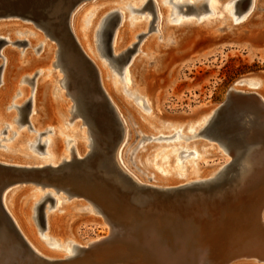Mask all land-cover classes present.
Here are the masks:
<instances>
[{"label":"rangeland","instance_id":"rangeland-1","mask_svg":"<svg viewBox=\"0 0 264 264\" xmlns=\"http://www.w3.org/2000/svg\"><path fill=\"white\" fill-rule=\"evenodd\" d=\"M46 1L48 0H0V14L9 12L25 13L27 11H40L44 9ZM102 1L105 2L99 5V3ZM176 1L177 0H170L169 2L168 0H153L151 4H145L143 0H92V3L90 2V4H88L89 1L84 2L85 6L86 4H88L87 7L83 10H80L79 12L78 10H76V13H73L72 17L75 18H73L75 24L74 30H77L78 36L85 45L86 52L89 53V55L97 62L98 68L103 72L105 81H108L110 83V86L115 95L122 97L125 105L129 106V110H134L140 121L145 123L149 127L156 125V128H152L151 130V132L155 133L156 135L163 134L164 136H169L173 133V131L183 128V138H181L179 142H169L173 140L172 137V139H166L164 142L151 143L152 148L147 153V157H150L149 160L153 161V163H162V165H164L163 161L166 160V164L171 167H175L177 163L179 164L177 156L179 150L175 151V149H170V147L179 146L189 150L196 149L198 153L196 159L193 160L189 156L185 160H182V163L180 165L181 168L179 166L176 168V171H179L180 174H185V171H191L194 168V170L204 169L205 171L211 168L213 169L215 165L221 164L223 161L229 159L224 149L218 146L216 142L208 140L207 138H202L204 137L203 135L205 132V129L202 128L203 122H200L198 124V120H190L192 119L191 117L195 116L196 114L204 112L205 110L215 105H219L221 104V102H224L229 87L238 79L258 75L264 77V35L258 40H250L245 34L247 33V31H250V29H254V31L258 32L264 29V9L256 11L255 17H253L255 13L251 15L250 19L248 17L247 19H249V22L245 24V26H239L243 24V20L234 23L232 21L233 16H231L229 14V11L225 9H223L220 14L214 13L212 7L209 6L208 3V1L210 0H195L196 3L194 0H185L184 2H182L180 10L177 7L173 8L172 2ZM188 1L193 5H191V8L187 9L186 6L188 5ZM212 1L221 3L224 0H211L210 3ZM250 1L252 2V0L239 1L236 6H234V16L241 17V15L249 8L248 6L251 3ZM197 2H200V4L198 5ZM259 2L264 3V0H258V3ZM84 4H81L80 6ZM196 6L198 8H196ZM130 8L138 9L139 12H133ZM150 8L154 12V17L151 13ZM175 8H177V10ZM99 9L104 10L103 15L110 14L111 12H116L114 15H109V17L106 18V21L112 20L113 23L109 31V45L111 49L112 36L114 37L113 34H115L114 32H116V28L118 31H126V33H129L131 37L128 44H125L124 47L121 48L116 54L112 53L111 51L113 56L119 55L120 57L118 58L122 59V62L117 68H113L109 64V57L102 56L97 45L98 35L96 32L93 33L91 39L92 50L90 49L89 43L86 38L89 25L88 23H90L88 21H90V19ZM211 10L213 13L210 12ZM175 11L177 12L176 14L174 13ZM182 11H184L185 13L182 14ZM131 12L133 13V15L131 14ZM88 15H90L89 20H87L86 18ZM30 21H21L16 18H0V34L3 32V30L15 29L13 32H8L7 34L0 36V38L3 40L0 41V71L2 72V64L4 62L3 56L1 55V51L3 48H10L13 51V57H15L9 69V75L12 77L10 85L12 86L11 89H9V92H6L4 94L5 98L3 99L2 106L5 107L3 111L1 110V113L3 112V115L6 116L7 113H10L12 114V117L14 116V118L11 117L12 119L11 122H9L10 124H7V122L0 120V131L4 130L5 126H8L6 133L0 134V139L9 138L12 136V131H17V134L12 139H10L9 142H6V140H2V142L0 143L1 145L6 144L5 147L9 148L11 147V143L13 142V140L19 137L20 133H25L27 136L26 140L30 138L32 141L30 140L29 142L35 143L38 133H43L40 136V142L42 143L46 138H52V136L55 134H53V131H56V135L61 141V148L63 149L64 154L69 156L70 151H68V149L72 145L75 146V143L77 142H86L85 145L88 143V134L85 130L86 127L80 125L79 127H77L75 125L76 123H81V118L70 121V115H72L71 106L73 102L65 94V89L61 85L60 78L62 76V73L59 72V69L55 66V54L52 57L51 55H49V52L45 53V51L42 50V45H40V43H43L46 44L47 48L52 46V49H56V42L50 41L48 40V38H45L42 31L35 28ZM13 23H15L16 25L14 26ZM140 24L143 27L135 29V27ZM213 24L218 29L223 30V32L218 31V34L204 35L199 33L198 31H195V27L198 28L208 25L212 26ZM170 25L173 27L171 28L172 30L170 29ZM117 26H119V28ZM167 26H170L169 29L172 32V37L176 36V41L175 39L168 43H165V41H163L165 38L164 28H168ZM229 26H231V28L233 29H236L237 31L235 33L230 32L229 29L226 28ZM58 27L59 25L56 24V28ZM16 29H20V31H16ZM173 30L175 31V33H173ZM59 32L63 33L64 30H59ZM59 32L55 31V34L59 35ZM30 33L35 34H33V36ZM120 33L121 32H119L118 35L119 40H121ZM150 35H152L156 39V46L160 50L157 53L152 54H150L148 50L145 51L146 53H144L143 51H139L142 43L143 50L145 46L144 42L147 38H153ZM162 37H164L163 40ZM30 40L34 42L33 46L31 48H27V44L29 45ZM119 40L117 44H119ZM71 44L73 43L71 42ZM33 48H35L34 51ZM29 49L31 50L32 55L30 56L29 60H27L25 58V51ZM51 57L53 58V60H51V64L49 65L50 68H48L47 71L45 70L41 72L37 70L41 67L46 68ZM134 57H138L139 60L140 58H143L140 73L146 75L145 77H147V82H153L156 88H158L157 98L160 104L159 113L161 114V116L156 114V119L153 117V115L155 116L153 111V113H150L146 110V106H148L147 102L138 92L137 86L134 85V82L131 79V74L130 84H125V76L123 79V74H125L126 68L131 70V64L129 63L131 60L135 59ZM153 59L158 62V65L157 63L156 65L153 63L149 64L150 61H153ZM37 82L38 87H36L35 91L39 93L38 96L40 100L39 105L41 108V121L42 123H44V126L37 131L29 129V125H31V127L33 128L30 119V110L29 114L27 113L28 122H25L22 128H18L19 126L15 122V119L18 117V111L14 108L7 109V107L11 103L14 104V102H16L17 105H22L28 100V98L30 99V95H32ZM123 83L128 86V90L137 92L135 93V95H137L136 99H134L135 95L131 96L129 95V93H125L124 89L127 87L123 85ZM246 83H243V85L241 84L239 86L237 85L236 88L250 91L256 90L255 87L245 85ZM22 90H27V96L24 97L22 103H18L20 102V94L18 92ZM59 96L62 98H60ZM63 100L66 101L65 104ZM242 100H244V102H235V104H237V106L241 108L248 107L249 109L256 110L255 106L253 105V103H255L254 98L245 97ZM30 101L32 100L30 99ZM66 103H68V105H66ZM139 106H141V108ZM60 109L61 112L62 110L66 111L65 116H62L64 114L59 111ZM107 111L108 110L103 107L101 109L97 108L95 119L101 133L105 134L106 136L108 135L107 138H110V140H108L113 145L118 142V146L116 148V150L118 151L120 145H122L124 132H122L121 135L118 126L115 125V120L111 112ZM125 112L126 111L122 110V115H124L123 117L127 122L126 116L128 114V111L127 113ZM36 116L37 115H35V118ZM159 117L161 120H158ZM167 120L179 121L181 123L179 125H167V127L165 126L166 124L163 123ZM73 121H75V124L72 125ZM111 123H113L114 126H111ZM190 129H194L193 134H197L200 129L202 131L198 133V135L192 136L193 134L189 132ZM82 132L85 136V139H81L78 137V135L80 133L82 134ZM248 136L250 140H260L261 138V140L259 141V146H264L263 128H261L260 130L255 129L252 134ZM68 140H70V142L67 143ZM166 141L169 143L166 144ZM196 142H199L198 147L195 146ZM19 145L20 146H18L19 150L17 151V153H13L18 154L19 156L16 157L19 158L24 157L25 154L38 155L37 152L43 153L45 152L46 146L44 145L43 149H36L37 152H34L32 150V147H28L26 143L20 142ZM4 149H1L0 152H4ZM153 152L154 155H152ZM181 155L182 154H179V157H182ZM116 156L117 152L114 154V158L117 162ZM8 162L15 163L12 160ZM23 162H25V160H23L22 163ZM17 163H21V161ZM39 172H36L34 175L27 176L28 179L12 183L8 187H6L5 192L9 194L11 191L14 192L16 190H25L29 188L28 190L30 191V193L28 194V196L21 199L22 204L19 203V205L21 206V209H23L27 203L37 201L36 205H39V207L37 208L36 205L35 207L33 206L34 208L32 207L33 209L30 210V212L32 226L34 228L36 237L41 243H45L46 241V238H44L45 233H47V231L45 230L47 226L46 215L55 216L57 218V221L61 218L60 223H63L68 219L73 220V224L71 227L73 233L76 232L81 237V239L86 240L90 237H103L106 234L107 229L95 223H93V229L90 230L89 224L91 223V221L89 219V215H87L86 213L80 214L79 212H77L79 211V207H76L75 203L70 204L71 199L67 198L64 194L58 196L57 194L52 195L51 198L53 201L43 196V193L50 191V193L52 194L54 190L49 187L41 188L40 185L37 184L39 182L38 179H41L40 176H43L44 171ZM187 179L192 180L196 179V177L193 174V176H188ZM55 182L57 183L59 182V180L56 179ZM84 182L81 177L80 179H76L74 178V176H69L67 177L66 184L71 185L70 187L72 188L73 193L76 192V190H79L81 187L86 190L89 188L94 189L93 186L95 183L91 184V182H89L87 184ZM184 182L185 181H180L179 183ZM18 183H20L21 185ZM149 183L151 185H156V183H153V181L148 182L146 185L150 186ZM158 185L164 188H167L166 186L169 187V184L157 183V186ZM245 189L240 193L235 194L231 191V188H227V191H221V195H213L205 190V188H201L189 191V194H183L184 196H182V193L176 192L169 194V196L167 197L149 192L146 195H142L148 199V204L145 206V211L139 212L137 211V208H134L137 214L136 216H131L129 212L126 213L128 209L125 208L124 203H113L107 199L106 195L108 196V187L98 186L96 188L97 194L95 196L96 206L104 213V215L107 214V217L110 216L111 218H115L116 222L123 225L126 229L129 228L128 231L131 234L127 235L119 232L114 236L117 239L113 237V239L107 238V241L105 240L102 245L87 249L84 252V256L90 255L98 261H118L120 263L123 262V264H158L151 255L150 251L146 250L144 246L142 247V245H140L141 242L139 244L135 240L133 241L134 243L130 241L132 240L131 236L136 239L138 238V241H141L140 238L142 239L141 230H132L130 228L136 226L137 223L140 224V226H142L144 222L158 225L163 224V222H166V220L171 221L174 219L181 222V225H178L180 226V230H184L185 227V230L182 231L183 235L186 233L188 234L189 232V247L191 248L192 246L191 249L194 250L195 255H197V257H199L200 255H204V260H202V263L221 264L223 261L220 262V259L223 258L225 260L226 255L224 253L230 250L228 253L231 252L235 256L231 255L230 259H226L227 262L236 257V255L240 252V248L243 250L245 249L249 252L252 248L248 244L250 242H253V237L256 241L257 239H259L256 238L255 235H259L261 239L264 238L260 230L257 229L258 227L256 228L257 224L259 223L257 221L259 219L258 215L261 208L260 206L262 202H264V183L259 185L258 190L252 191V189H249L247 191V188ZM101 195L103 197H101ZM56 198L60 200V204H58L57 206ZM258 198L262 199V202ZM73 199L77 202H82L84 204L87 203L89 205L88 202L84 201L81 198ZM115 202L117 201L115 200ZM188 202L190 203L187 204ZM69 204L72 205V208H70L68 212L58 211L65 206H69ZM90 205H92L93 208H97L93 204ZM115 208L120 209V213H117V215H114L113 209ZM38 212H40V215H37ZM35 216L37 217L35 218ZM101 216L102 215H100V217ZM173 224L175 223H172V225ZM186 228H188V230L190 231H188ZM251 231L255 232L254 236H252L253 233L250 234ZM49 233H47L48 237ZM124 235H126V238ZM127 237L129 240H127ZM234 237L240 239H233ZM118 238L120 239L118 240ZM123 240L124 242H122ZM125 240H127L128 242H125ZM236 240L237 242L244 243L239 247V245L236 244ZM259 240L257 241V243H260V245L258 246V248L260 249H257L255 253L252 249V253H247L245 255H260L264 251V240H260L261 242H259ZM160 241L161 243L165 244V246L167 244L168 246L172 247L170 245L172 244V241H170L168 238H165L163 236V241L162 238H160ZM172 245L178 246L175 243H173ZM165 246L163 245V247ZM50 249L52 250L53 248ZM54 249L55 250L52 251L64 254V251L62 249ZM177 249L179 250V247H177ZM231 250H234L235 252ZM241 252L243 253L244 251L241 250ZM167 253H170L169 249H167ZM263 254L264 252L261 254V256ZM183 263L198 264V259H194V261H192L187 258V260H184L182 263L178 264Z\"/></svg>","mask_w":264,"mask_h":264},{"label":"bare ground","instance_id":"bare-ground-1","mask_svg":"<svg viewBox=\"0 0 264 264\" xmlns=\"http://www.w3.org/2000/svg\"><path fill=\"white\" fill-rule=\"evenodd\" d=\"M86 1L87 2L89 1L88 4H90L92 0H84L79 2L72 9V11L69 12L66 20L64 19V20L54 21V20L46 19L42 21H35L30 19L31 20L30 21L28 19L21 18L17 15H11V16L8 15L2 17L0 16V18L3 17L16 18L21 21H30L35 28L42 31L45 38H48V40L50 41L56 42L57 44L56 49L55 48L52 49V46L47 48L46 44L43 43H40V45H42L43 47L42 50L45 51V53L49 52V55H51L52 57L55 54L54 55L55 66L59 69V72L62 73V76L60 78L61 85L65 89V94L73 102L71 106L72 115H70L71 117L70 121L71 119L76 120L78 118H81L80 124L79 123L75 124V121H73L72 125L75 124L77 127H79V125L85 126L86 127L85 130L88 134L87 137L88 143L86 145H85L86 142L75 143L74 151L68 156L64 154L63 149L61 148L62 146L61 141L59 137L56 135V131L55 132L53 131V134L54 133L55 134L52 136V138L48 137L45 139V144H46L45 154L48 156V159L50 158L49 163H45V162L34 163L35 160L33 162L29 161L28 163L27 162L22 163L23 158L16 157L19 156L18 154H13V153H17V151L19 150L18 146H20L19 145L20 142L26 143L28 147H30V145L32 144V142H29L31 140L30 138L26 140L27 136L25 133H20L19 137L13 140V142L11 143V147L9 148L5 147L4 152H0V264H123V262L120 263L118 261L115 262L98 261L95 258L91 257L90 255L84 256V252L87 249L95 248L102 245L105 240L107 241V238H112V237L116 238L114 236L119 232L120 233L122 232L127 235L131 233H129L128 231L129 228L126 229L123 225L116 222L115 218H111L110 216L107 217V214L104 215L102 211L97 209L98 207L95 204L96 198L94 197L93 194L86 191V189H83L81 187L79 190H76V192H74L73 194L72 188L70 187L71 185L67 186L66 184L67 177L69 176L72 177L74 176V178L80 179V176L82 174L92 173L95 176L106 177L112 183H115V180L120 181L119 186L122 189H127V187H129L130 184L136 186L140 185L144 188L145 187L147 188V186L152 187L153 189L148 188L147 191L155 194L158 193L157 191L177 188V189H181L180 193H182V196H184L183 194H189V191H193V190L185 189V187L183 186L188 187L192 184L198 182H204L207 180H211L212 182L214 181L213 184H210V186H208V188L205 189L208 192H210V194L213 195L214 194L221 195V191H227V188H231V191L234 192L235 194L240 193L245 188H247V191L249 189L250 190L252 189V191H254V190H258L259 185L264 183V146L263 147L259 146V141L261 140V138L260 140L252 139L249 143H246L243 139L244 136L252 134V132L255 129H260V128L264 129V77L258 75V76L240 78L229 87L230 90H233L235 92L251 94L252 96L251 97L248 96V98H254L255 103H253V105L255 106L257 111L249 109L248 107L241 108L237 106L235 102L231 101L230 103H224V104H222L221 102V104L215 105L205 110L204 112H200L199 114H196L195 116L191 117L192 119L190 121L198 120V124L200 122H203L202 128L205 129V132L203 135L204 137L202 138H207L208 140L216 142L218 146L224 149L229 159L223 161L221 164L215 165L213 169L211 168L205 171L204 169L194 170L195 169L194 168L191 171H185L186 172L185 174H180L179 171H176V168L178 166L180 167L182 160H185L189 156L194 160L197 158L198 153L196 149L189 150L184 147L174 146V147H170V149L173 148L175 149V151L179 150L177 154L179 164L177 163L175 167H171L168 164H166L165 162L166 160L163 161L164 165H162V163H158V164L155 162L153 163V161L149 160L150 157H147V153L152 148L151 143L164 142L166 139H170V138L172 139V137L173 140L169 142H179V140L183 138L182 135L183 128L173 131V133L169 136H164L163 134L156 135L155 133L151 132L152 128H156V125L149 127L145 123L141 122L139 117L136 115L135 111L134 110L131 111V109L129 110L128 108L129 106L125 105L122 97L117 96L113 93L110 83L108 81H105L103 72L98 68L97 62L89 55V53L86 52L85 45L78 36L77 30L76 31L74 30L75 24L73 20L75 18L72 17L73 13L75 14L76 10H78L79 12L80 10L86 8L88 5L86 4L85 6L84 2ZM184 1L185 0H177L176 2H172L173 8L174 7L178 8V6H181L182 2ZM210 1H208L209 6L212 7L214 13L220 14L222 10L225 9L229 11V14L231 16H233L232 21L234 23L243 20L242 21L243 24L239 26H245V24L249 22V19L253 13H255L258 10L264 9V3L262 2L258 3V0H252V2L250 1L251 2L250 5L248 6L249 8L241 15V17H236L234 16L235 15L234 3L237 0H228V1L224 0L221 3L220 2L218 3L216 1H212L210 3ZM104 2L105 1L100 2L99 5L103 4ZM143 2L145 3L146 0H143ZM81 4L84 5L80 6ZM187 4L193 5L189 1ZM199 4L200 2L198 3V5ZM177 8L175 9L177 10ZM196 8L198 7L196 6ZM130 9L133 12L134 11L139 12L138 9H134V8H130ZM103 11H104L103 9H99L90 19V21H88L90 23H88L89 24L88 31L86 34L89 47L92 50V42H91L92 35L94 32L97 33L98 35L97 45L100 52L104 50L103 46H105L101 41L103 35L102 33L107 28V25L104 24H106L107 22L106 18L109 17V15L112 13L111 12L110 14L103 15ZM210 12H212V10ZM174 13L176 14L177 12L175 11ZM131 14L133 15L132 12ZM255 16L256 13L253 15V17ZM248 17L249 19H247ZM86 18L87 20H89L90 15H88ZM56 24H58L60 28L59 27L56 28ZM13 25L15 26L16 24L13 23ZM4 26H8V25H4ZM119 26L117 27L119 28ZM170 26H167L168 28L166 29L164 28L165 38L162 37V40L164 38L163 41H165V43L173 41L174 39L176 41V36L172 37L171 35L172 33L171 28L173 27ZM141 27L143 26H141L140 24L137 25L135 29H139ZM169 27L171 30L169 29ZM195 28H194L195 31H198L199 33L204 35H214V34H218L219 32H223V30L218 29L214 24L212 26L208 25L204 27H198V28L195 27ZM226 28L229 29V31L232 33L233 32L235 33L237 31L236 29L231 28V26ZM62 29L64 30V32L63 33L59 32V30L62 31ZM7 30L8 29L3 30L0 36L5 35L8 32H13L15 29L12 30L9 29L8 31ZM17 30L20 31V29H16V31ZM115 30L116 32H114L115 34H113L114 37L112 36V44H111L112 49L110 47V51L116 54L121 48L124 47L125 44H128L129 39L131 37L130 34L126 33V31L124 30L118 31L117 28ZM55 31H58L59 35L55 34ZM119 32H121L120 33L121 40L118 39ZM173 33H175V31ZM30 34L33 35L35 33H30ZM245 34L250 40H258L260 37L264 35V29L260 32L254 31V29H250V31H247V33ZM149 38H147L146 41L144 40L145 46L142 50L143 47V43H142L141 47L139 48V51H143L144 53H146L145 51L148 50L150 54L157 53L160 49L157 48L156 46L157 45L155 42L156 39L154 37L150 39ZM118 40H119V44H117ZM71 42L73 44H71ZM33 43L34 42L30 40L29 45L27 44L28 46L27 48H31L33 46ZM116 45L119 47H117ZM34 50L35 48H33V51ZM12 52L13 51L8 47L3 48L1 51V55L3 56L4 62L2 64V68H3L2 72L0 71L1 72L0 120L7 122V124H10L9 122H11V119L14 118V116L12 117L11 116L12 114L10 113H7V115L5 116L3 115V112L1 113V110L3 111L5 107L2 106L3 99L5 98L4 94L6 92H9V89H11L12 86L10 85L12 77L9 75L10 65L15 58L13 57L14 54ZM31 55L32 53L30 49L25 51V58L27 60H29ZM52 57L49 59L46 68L41 67L38 68L37 70L41 72L45 70L47 71V69L50 68L49 65L51 64V60H53ZM134 58L135 59L131 60L129 63L131 64L130 65L131 70L126 68L125 74H123V79L125 76V84L127 85L130 84L131 83L130 74H131V79L133 80L134 85L137 86L138 92L147 102L148 106H146L147 108L146 110L150 113L154 112L155 116L153 115V117L156 119L157 117L156 114L161 116V114L159 113L160 104L157 98L158 88H156L153 82L151 81L147 82V77H145L146 75L140 73L142 68L141 63L143 61L142 60L143 58L142 59L140 58V60L138 57H134ZM110 63L111 62H109V64ZM152 63L155 65L157 63L158 65V62H156L155 59H153V61H150L149 64ZM110 65L113 68H115L113 63H111ZM243 83H246L245 85H248L250 87H255L256 90L250 91V90L236 88L237 85L238 86L241 84L243 85ZM125 84L123 83V85ZM127 85H125L127 87L124 89L125 93L127 94L129 93V95L134 96L135 93L137 92H132L128 90ZM36 87H38V82L35 85V89L33 88L34 90L32 92V95H30V99L32 100L30 105V110H31L30 119L33 125L32 128L33 131H37L44 126V123H42L41 121V108L39 105L40 100L38 96L39 93L35 91ZM18 93L20 94V100H19L20 102L18 103H22L24 97L27 96V90H22L19 91ZM136 96L137 95H135L134 99L137 98ZM63 102L65 104L66 101L63 100ZM12 105H17V103L16 102H14V104L11 103L7 107V109L11 108ZM66 105H68V103H66ZM101 106L106 110H108L107 112L109 111L111 112L115 120L116 126H118L116 118L124 126L123 128L124 138H122L123 140L122 145H120L118 151L116 150L117 162L116 159L113 157L115 166L113 165V162L110 159L114 145L109 141L110 138H107L108 135L106 136L105 134L101 133L100 129L98 128L97 121L95 119L96 109L97 108L101 109L102 108ZM139 107L141 108V106ZM121 109L123 111H126L125 113H127L128 111L127 116L125 115L127 117V122L123 117L124 115H122ZM59 111L61 112V109ZM65 112H66L65 110H62L61 113L64 114L62 116H65ZM35 115H37L36 118ZM193 118H197V119H193ZM158 120H161L160 117L158 118ZM163 123L166 124L165 126H167V125H179L181 122L167 120L166 122ZM112 124L113 123H111V126H114V124L113 125ZM201 131L202 130L200 129L198 133H200ZM189 132L193 134L194 129H190ZM198 133L193 134L192 136H196L198 135ZM160 136L163 138L157 139ZM78 137L81 139H85L83 132L82 134L80 133ZM169 142L166 141V144H168ZM198 144L199 142H196L195 146L198 147ZM105 149L110 150L108 154H106ZM179 154H182L181 155L182 157H179ZM152 155H154V152ZM30 156L28 155V157ZM10 160H12L15 163H9L8 161ZM20 161L21 163H17ZM165 170H171V171H165ZM39 171L41 172L44 171V173L43 176H40L41 179L40 178L38 179L39 182L37 184H39L41 188L49 187L54 190L52 194L50 193V191L49 192L45 191L46 193H49L51 195L57 194V196L64 194L67 198H70L71 199L70 204L75 203L76 207H79V211L77 212H79L80 214L86 213L87 215H89L90 217L89 219L91 221V223L89 224V229L90 230L93 229L94 227L93 223H95L106 228L107 229L106 234L103 237H95V238L90 237L86 240L81 239V237L76 232L73 233V230L71 228L73 224V220L68 219L63 223H60L61 218L57 221V218L55 216L46 215L47 226L45 230L47 231V233L49 232L51 233H49V237L47 233H45L44 238H46V241L45 243H41L36 237L34 228L32 226L31 212H30V210H32L37 204V201L27 203L23 209H21V206L19 205V203L22 204L21 199L25 198L30 193V191L28 190L29 188L25 190L24 189L16 190L14 192L9 191L10 192L9 194L5 192L6 187L11 185L12 183L16 181L28 179L27 176L34 175L36 172ZM127 173L130 176H128ZM193 174L195 175L196 179H192V180L187 179L188 176H193ZM56 179H58L59 182L56 183L55 182ZM150 181H153V183L155 182L156 185L155 184L151 185L150 183H149L150 186L146 185ZM180 181H185V182L179 183ZM157 183L169 184V187L166 186L167 188H164L159 185L157 186ZM46 193H43V196H45ZM161 195L163 197L169 196V195H165V193H162ZM73 198L76 199L81 198L84 201L88 202L89 205L87 203L84 204L82 202H77ZM129 200L130 203L134 204L133 208L138 209L137 211L139 212L145 211V206L148 204V199L145 196H142L138 193L135 195L132 194ZM260 200L262 202V199ZM189 203L190 202H188L187 204ZM58 204H60V200L56 198V206ZM70 204L69 206H65L58 211L68 212V210L72 208V205ZM90 204L95 205L97 208H93L92 205ZM260 207L261 208L258 215L259 219L257 221L259 223L258 224L255 223V224H257L256 228L258 227L257 229L260 230L261 234L264 237V202H262ZM100 215L102 216L100 217ZM171 221L166 220V222L164 221L163 224H158V225L144 222L142 226H140V224L137 223L136 226H133L130 229L141 230L142 239L140 238L141 241H138L137 240L138 238L136 239L133 236H131L132 240L130 241L133 242L135 240L139 244L141 242L140 245H142V247L144 246L146 250L150 251L151 255L158 264H178V263H182L184 260H187V258H189V260L192 261H194V259H198V264H204L202 263V260H204V255H200L199 257H197V255H195L194 250L191 249L192 246L191 248L189 247L190 246L188 241V237L190 235L189 232L188 234L186 233L183 235L182 231L185 230V227L184 230L182 229L180 230V226H178L181 222H179V220H174V219ZM172 223H175L173 224L175 228L172 225ZM186 229L188 230V228ZM252 233H253L252 236H254L255 232L251 231L250 234ZM124 236L126 238V235ZM163 236L165 238H168L170 241H172V244L175 243L178 246H174L172 244H170L172 247L168 246L167 244L165 246V244L161 243L160 241V238H162L163 241ZM255 236L260 240H264V238L261 239L259 235H255ZM120 238H118V240ZM233 239L239 240L240 238L234 237ZM259 239H257V241ZM127 240H129L128 237ZM127 240H125V242ZM254 240L255 239L253 237L252 240L253 242H250L248 245L251 246L253 252L255 253L257 249H260L258 248L260 243H257V241ZM260 240L259 242H261ZM122 242H124V240ZM243 243L244 242L242 243L237 242L236 244L239 245L240 247ZM163 245L165 247H163ZM177 247H179V250L177 249ZM50 248H53L52 250H55L54 248L62 249L64 251V254H60L57 253L56 251H52ZM167 249L170 250V253H167ZM252 249L248 252L245 249L243 250L240 248V252L236 255V257L227 262L226 259L227 260L230 259L231 255L234 254H232L231 252H230L231 254L228 253L230 250L226 251V253H224L226 255V257L224 256L225 260L222 258L220 259V262L223 261L221 264H257V263L264 264V254L261 256V254L264 251L262 253L259 251L261 253L260 255L257 253L259 256L256 254L245 255L247 253L248 254L252 253L251 252ZM241 250L244 252L242 253ZM231 251L235 252L234 250Z\"/></svg>","mask_w":264,"mask_h":264},{"label":"water","instance_id":"water-1","mask_svg":"<svg viewBox=\"0 0 264 264\" xmlns=\"http://www.w3.org/2000/svg\"><path fill=\"white\" fill-rule=\"evenodd\" d=\"M81 1H84V0H54V1H51V0H48L45 2V5H44V9L38 11L36 10L35 12L32 11H27L25 13L23 12H17V13H14V12H9V13H3V14H0V16H11V15H17L21 18H25V19H32V20H35V21H42V20H66L68 14L70 11H72V9ZM170 1V0H169ZM241 1V0H237L234 4V6H236V4ZM146 3H152V0H146L145 4ZM187 9L188 8H191V4H188L187 6ZM178 9L180 10L181 9V6H178ZM151 10V13L153 14V17H154V12L153 10L150 8ZM116 12H112L110 15H114ZM182 13H185L184 11H182ZM55 23V22H53ZM112 20L110 21H107L106 24L104 25H107V28L105 29V31L102 33V38H101V41L103 42V48L104 50L101 51V54L104 55V56H107L110 58V62L113 63L114 67L117 68L119 66V64L122 62V59H119L118 57H120L119 55L118 56H113L111 51H110V46H109V37H110V28L112 26ZM106 33V34H105ZM0 41H3L2 39H0ZM110 63V64H111ZM251 97L252 95L251 94H245V93H241V92H235L233 90H230L228 89V92H227V96H226V99L224 102H222V104L224 103H230L231 101L233 102H239V103H242L244 102V100H242L243 98L245 97ZM261 129V128H260ZM259 129V130H260ZM258 130V129H257ZM244 141L246 143H249L251 140L249 138L248 135L244 136ZM109 149H105V152L106 154L109 153ZM110 157V156H109ZM110 159L112 160L113 162V165L115 166L114 164V161H113V156L111 155ZM81 179L83 180L84 183H89L91 182V184L95 183L94 184V189L93 188H89L87 189L86 191H88L89 193L93 194L94 197L96 196L97 194V191H96V188L98 186H103V187H108L109 188V191H108V196L106 195L107 199L113 203H124V206L126 209H128L127 212L130 213V215H135L136 216V210L133 207L134 204L130 203V196L133 194H141V195H146L147 193H149L147 190L148 188H151L153 189L152 187H148L147 188L145 187H142V186H136V185H132L130 184L129 187H127V189H122L120 188V181L118 180H115V183H112L108 178L106 177H99V176H95L93 175L92 173H89V174H82L81 176ZM214 181L212 182L211 180H207V181H204V182H198V183H195V184H192L190 186H183L185 187V189H188V190H197V189H201V188H208V186H210V184H213ZM99 184V185H97ZM69 186V185H67ZM181 189H166V190H162V191H157L159 195H161L162 193H165V195H169V194H172V193H175V192H180ZM162 192V193H161ZM73 193V192H72ZM74 194V193H73ZM101 197H103L101 195ZM48 199H50L51 201L52 198L50 197H47ZM106 199V200H107ZM115 200L117 202H115ZM39 207V205L37 206V208ZM99 209V208H98ZM100 210V209H99ZM101 211V210H100ZM117 213H120V209H117L115 208L114 209V215H117ZM37 215H40V212H38ZM132 218V217H131ZM53 263V262H52Z\"/></svg>","mask_w":264,"mask_h":264},{"label":"flooded vegetation","instance_id":"flooded-vegetation-1","mask_svg":"<svg viewBox=\"0 0 264 264\" xmlns=\"http://www.w3.org/2000/svg\"><path fill=\"white\" fill-rule=\"evenodd\" d=\"M30 80V79H29ZM31 101H30V99H28L26 102H24L22 105H12L11 106V108L13 107L14 109H16L17 111H18V117L15 119V122L18 124V128H22V126H23V124L25 123V122H28V119H27V113L29 114V112H30V105H31V103H30ZM21 108V109H20ZM23 108V109H22ZM23 112V113H22ZM116 118V117H115ZM72 120V119H71ZM116 120H117V123H118V126H119V131H120V133H121V135H122V132H123V125H122V123L116 118ZM7 126H5V128H4V130H2V131H0V134H5L6 133V130H7ZM29 129L30 130H32V127H30V125H29ZM20 130V129H19ZM119 133V134H120ZM12 136L11 137H9V138H5V139H0V142H2V140H6V142H9V140L10 139H12L16 134H17V131H12ZM43 133H38V135H37V139H36V142L35 143H32L30 146L32 147V150L34 151V152H37V150L36 149H43V147H44V145H46L45 144V141L44 142H40V136L42 135ZM163 137H158L157 139H162ZM68 142H70V140H68L67 141V143ZM120 142V141H119ZM5 145L6 144H3V145H1V143H0V150L1 149H4L5 148ZM117 146H118V142H116L115 144H114V147H113V153H112V156L114 157V154H115V150H116V148H117ZM69 151H70V154L74 151V145H72L70 148H69ZM14 152V151H13ZM37 154L38 155H29L30 157H28V154L26 155V157H25V155H24V157H22L23 158V160H25V162H33L34 160V163H49L50 161H49V159H48V156L45 154V152H43V153H39V152H37ZM44 155V156H43ZM29 158V159H28ZM48 160H47V159ZM31 159V160H30ZM33 159V160H32ZM46 160V161H45ZM127 175L128 176H130L128 173H127ZM45 197H52V195L51 194H49V193H46L45 194ZM37 216H35V218H36Z\"/></svg>","mask_w":264,"mask_h":264}]
</instances>
